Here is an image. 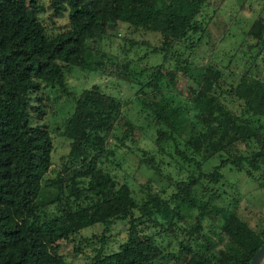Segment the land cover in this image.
I'll use <instances>...</instances> for the list:
<instances>
[{"label":"trees","instance_id":"obj_1","mask_svg":"<svg viewBox=\"0 0 264 264\" xmlns=\"http://www.w3.org/2000/svg\"><path fill=\"white\" fill-rule=\"evenodd\" d=\"M202 2L50 0L51 12L58 15L65 11L67 24L49 36L37 18L38 5L34 0H0V264H66L56 251L58 240L90 224L126 217L125 237L116 249L96 252L84 264H150L161 255L153 237L137 229L132 210L143 216L155 207L170 222L173 207L168 210L170 216L166 215L167 204L154 195L144 204L136 205L125 184L117 185L109 173L96 166L106 135L121 115L120 100L96 85L82 89L72 100L61 133L68 140L65 163L73 165L74 175L85 178V184L79 187L78 181L69 184L67 196H74L73 204H59L53 212L44 209L46 204L60 199L61 190L57 185L58 190L56 186L53 196L46 199L42 193L41 181L49 165L51 139L45 127L29 121V94L37 81L60 85L63 67L94 70L101 62L87 41L91 37H103L106 28L112 25L123 23L140 34L146 31L157 35V41L150 43L151 50L162 52L163 60L150 66L147 75L136 70L130 71L128 78L135 81L138 93L158 95L152 114L160 126L168 133H183L184 140L196 153L201 150L212 154L236 140L256 136L257 150L229 160L246 175L263 170L264 133H256L210 93L216 77L210 66L198 74L199 83L188 84L185 89L177 87L182 86L181 76L190 81L193 76L188 73L190 68L185 61L177 59L169 48L180 43L188 47L190 35L203 32L202 16L198 12L205 6ZM201 36V33L197 35L198 40ZM172 56L169 70L164 62ZM172 71L180 72L175 81ZM173 87L188 97V106L195 110L192 117L184 113L185 102L179 103L184 97L170 93ZM253 112L264 117V104ZM207 176L212 182L220 178L217 171ZM223 227L228 238L246 251L242 261L239 256L231 261L212 262L206 255L191 251L181 264H248L264 240V229L254 231L231 211L224 215Z\"/></svg>","mask_w":264,"mask_h":264},{"label":"rangeland","instance_id":"obj_2","mask_svg":"<svg viewBox=\"0 0 264 264\" xmlns=\"http://www.w3.org/2000/svg\"><path fill=\"white\" fill-rule=\"evenodd\" d=\"M34 1L38 5L37 18L47 35L66 27L65 11L55 15L50 0ZM202 3L205 6L198 12L202 16L203 32L191 34L188 47L180 43L169 48L177 59L185 61L194 79L184 80L181 76L182 86L177 87L185 89L188 84L199 83L198 74L210 66L216 74L210 93L256 133H264V117L253 112L264 104V0H203ZM195 17L199 20L197 14ZM199 33L203 37L198 40ZM155 40L154 33L140 34L123 23L112 25L106 28L103 37H91L87 41L101 62L94 70L63 67L60 85L37 81L29 94V121L45 127L51 139L49 165L41 181L42 193L46 199L53 196L57 185L61 190L60 199L46 204L44 209L53 212L59 204H73L74 196H67L69 184L73 181H78L77 187L85 184V178L74 175L73 165L65 163L68 140L61 133L72 100L82 89L96 85L121 103V115L106 135L96 166L109 173L117 185L125 184L136 205L144 204L154 195L167 204L166 215L170 216V207L174 209L170 222L155 207L143 216L132 210L137 229L151 235L159 247L161 255L150 264H181L191 251L206 255L212 262L231 261L239 256L242 261L246 251L225 234L224 215L231 211L249 228L263 231L264 166L261 172L246 175L229 159L257 150V137L236 140L212 154L201 150L196 153L184 140L183 133L167 129L168 133L160 126L152 114L158 95L138 93L137 84L128 78L130 71L136 70L147 75L150 66L163 60L162 52L151 50ZM173 59L168 57L164 62L169 70ZM172 74L174 81L180 76L179 71ZM177 87L169 91L184 97L179 103L185 102L184 113L192 117L195 110L188 106V97ZM164 90L168 93L167 88ZM33 106L38 111L31 109ZM212 171L220 174L216 182L207 176ZM126 227L127 217L90 224L58 240L56 251L66 264H84L96 252L115 250L125 237ZM257 264H264V255Z\"/></svg>","mask_w":264,"mask_h":264},{"label":"water","instance_id":"obj_3","mask_svg":"<svg viewBox=\"0 0 264 264\" xmlns=\"http://www.w3.org/2000/svg\"><path fill=\"white\" fill-rule=\"evenodd\" d=\"M264 255V240L263 242L257 247L255 252L250 256L248 260V264H257L259 259Z\"/></svg>","mask_w":264,"mask_h":264}]
</instances>
